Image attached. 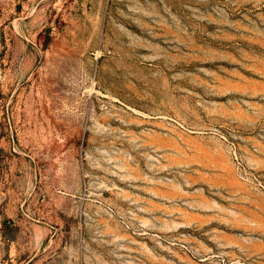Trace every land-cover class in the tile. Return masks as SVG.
I'll use <instances>...</instances> for the list:
<instances>
[{
	"label": "rangeland",
	"instance_id": "obj_1",
	"mask_svg": "<svg viewBox=\"0 0 264 264\" xmlns=\"http://www.w3.org/2000/svg\"><path fill=\"white\" fill-rule=\"evenodd\" d=\"M0 264H264V0H0Z\"/></svg>",
	"mask_w": 264,
	"mask_h": 264
}]
</instances>
